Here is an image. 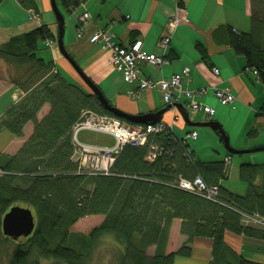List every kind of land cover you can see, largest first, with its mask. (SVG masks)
<instances>
[{
    "label": "trees",
    "instance_id": "obj_1",
    "mask_svg": "<svg viewBox=\"0 0 264 264\" xmlns=\"http://www.w3.org/2000/svg\"><path fill=\"white\" fill-rule=\"evenodd\" d=\"M17 1L28 9V17L30 11L35 13L33 0ZM248 1L249 30L219 24L210 39L218 48L226 46L242 56L244 71L252 72L264 89V0ZM62 4L69 11L80 5L77 0H62ZM177 7L183 6L178 3ZM77 25L80 36L83 25ZM56 38L43 24L0 44V60L5 63L1 71L24 93L0 116V219L19 204L31 209L35 219L31 235L16 241L3 238L15 244L8 263L91 264L96 243L111 234L118 248L115 264H173L175 256H191L190 243L196 237L212 240L208 264H263L231 250L224 234L228 231L264 241V226L246 221L251 217L264 222V162L238 165V177L247 182V191L243 196L230 193L220 186L229 169L226 161L197 158L186 139L175 137L167 127L147 134L140 145H124L115 156L111 174L78 173V164L71 159V127L84 110L114 115L99 104L89 88L81 89L65 79L53 60L37 56L40 42L50 47L47 43L52 45ZM195 48L200 60L209 64L207 46L196 42ZM164 57L169 61L167 54ZM46 104L47 114L38 119ZM256 116L264 119V99ZM27 122L33 124L30 135L14 154L5 153L12 140L24 136ZM152 144L159 152L148 161ZM195 177L207 187L217 188L214 200L178 187L180 178L189 181ZM94 215L103 220L91 231L71 230L78 220ZM174 219L180 221L179 234L186 240L177 251L167 254ZM151 246L154 249L148 255Z\"/></svg>",
    "mask_w": 264,
    "mask_h": 264
},
{
    "label": "crops",
    "instance_id": "obj_2",
    "mask_svg": "<svg viewBox=\"0 0 264 264\" xmlns=\"http://www.w3.org/2000/svg\"><path fill=\"white\" fill-rule=\"evenodd\" d=\"M8 1L13 5V7L15 6L18 8L17 13H20V18L22 11L24 14L27 13V17L26 15L25 17L22 16L24 17L22 20L23 24L20 26L16 24L17 26L13 27V32L8 33V36L5 37L7 38L6 40L5 38L1 39L0 44L9 40L11 36L22 34L23 32H27L32 30V28L46 23H42L43 16H41L38 6H36L37 3L35 0H33L35 6L34 9L36 16L38 17L32 18V20L28 17V9H25L22 6L20 7L17 0H4L0 4V8L3 7ZM41 1H43L42 6H44V9H47V5L44 4L45 0ZM77 1L80 4L77 7L80 12L77 13L76 17H71L69 20V26H71L70 29L74 27L75 35L68 37L67 41L65 42L68 53L74 58L76 63H79L78 65L81 68L83 67V71L85 69H89L91 74L93 73V75L101 81L102 87L105 86L104 88L106 89L105 92H103L104 97L116 108L120 110L122 109L129 114H143L157 112L158 110L164 109V107L168 104L163 102L156 87L142 89L135 97H130L127 94L128 91L137 88V84L126 83L121 74H119V72H117L113 66L112 67L115 70L113 74L108 73V59L110 58L109 49L105 50L101 42H90L92 34L97 29H103L112 34L113 40L116 44L128 47L130 43L136 40H141L148 54L152 53L158 56H165L166 54L168 55V63L163 64L161 68H157L153 64L150 65L148 63H142L138 73L140 78H148L154 81L169 79L173 76V74H180L185 67H188L190 70V75L189 77L183 78L181 82L183 89L195 90L198 88H207L206 93L212 91L213 88L216 87L228 90L235 96V107L232 108L234 110L233 114L235 115L232 119L229 118L227 121L226 119H222L220 117H218L216 120H213V118H207L209 116L205 115L201 111H197V115H199V117L193 120L190 118L188 107L185 105L186 100L182 99L178 104H181L184 107V110L187 111L189 119L196 123L216 121L222 125V128L226 125H231L232 128L235 125L242 124L240 133L246 135L245 138H238V136H240L239 133L238 135L232 137L230 135V131L224 127V132L229 138V145L237 150H251L264 147V119H259L256 116V111L260 106L261 101L264 99L263 86L255 79V76L252 72L244 71L245 60L242 56L235 54L233 50L226 46L218 48L210 39V33L212 29H214V27L219 24L226 23L233 29L242 32L247 31V25H240L242 23L241 21H238L236 16L237 13L243 8L244 14L248 17L250 8L248 0ZM178 3H181L183 7H177ZM236 4L238 6L240 5L241 8L238 9ZM194 5L195 8H193ZM196 9L198 12H195ZM219 10L222 13V17H216L215 21L203 16V14L207 15L206 11H208L209 14L213 16L216 14V12L218 13ZM5 11H7V7ZM85 11L89 14V18L85 21V23L82 24L83 26L81 35L77 36V17ZM234 13L235 15H233ZM6 20L10 22V18H7ZM171 20L175 21V25L173 27ZM1 22L4 24V21L1 20ZM48 26L53 32V26L49 24ZM2 28L3 27L0 26V31L4 30ZM164 35H170L168 41L169 44L166 48L160 50L159 46L157 45H159L158 42ZM196 42H202L207 46V50L209 51V59L207 61L209 64L200 60L199 53L195 48ZM37 56L45 60L51 59L53 60L54 64L59 62L63 68L68 69V71L69 68H71L67 60L63 62L61 58L58 57L57 51L54 48H51L50 59L46 58L45 55L43 56L42 54L38 53ZM67 65L69 68H67ZM212 68H217L220 72L219 75H214L211 70ZM1 74L4 73L2 72ZM5 77V74L4 76L0 77V116L8 107L13 105L14 102L24 95V93L17 86L13 85L11 82H5ZM112 77L113 79H111ZM252 77H254V79H252ZM258 87L260 88V91ZM255 90H258V92H255ZM104 93H107L108 96L106 97ZM206 93L202 96L196 97V100L204 106L208 105L204 100ZM14 94H18V98L13 99L12 96ZM158 99L160 100L158 101ZM140 100H143L141 106H139L137 103ZM48 109L49 105H44L38 113V119L46 115ZM215 113L216 111L214 110L213 116ZM161 117L162 118L160 119V122L166 124L168 128L172 130L175 137L186 139L189 148V139L192 141L197 140L198 133L194 127L185 124L183 118L180 116V111L176 106L169 107L166 111H164ZM175 123L179 128L186 127L184 136H177L175 134L174 129L172 128ZM32 128L33 124L27 122L23 128L24 136L12 140L7 145L5 153L7 152L9 154H14L30 135ZM191 131L196 132V139H191L187 136ZM18 139L20 142L14 146V142ZM190 149L192 150V148ZM192 151L197 157L195 151ZM248 153L249 154H238L237 157L239 159H237L235 163H233V156L236 155L231 154L229 156L227 155L226 150L222 157L209 159H224L226 161L229 169L226 177L221 180L220 186H222L224 189H227L230 193L239 196H243V194L246 193L247 182L243 179L241 180L238 177V165H241V163L260 164L264 162V149L260 151L252 150ZM242 155L250 156L243 158ZM230 167L233 168L231 173ZM180 224V221L177 219H174L171 222L170 231L168 234L169 238L166 244L167 254L177 251L182 246L181 244L186 240L184 235L179 234ZM224 240L231 250L240 254L243 258L264 264L263 240L232 234L228 231H225ZM212 244V240L209 238H194L190 243L191 256H175L173 259V264H208L211 260L210 252ZM149 248H151V251L153 252L154 247L151 246Z\"/></svg>",
    "mask_w": 264,
    "mask_h": 264
},
{
    "label": "built area",
    "instance_id": "obj_3",
    "mask_svg": "<svg viewBox=\"0 0 264 264\" xmlns=\"http://www.w3.org/2000/svg\"><path fill=\"white\" fill-rule=\"evenodd\" d=\"M29 15L34 18L37 17L34 11H30ZM88 18L89 14L86 11L82 12L78 17V23L83 24ZM171 21L173 27L175 21ZM90 41L93 43L101 42L105 50L109 49L111 56L109 63L121 74L126 83L137 84V88L127 92L130 97L137 96L142 89L156 87L163 102L166 104L172 106L175 103H180L184 99L186 100L185 105L188 107L189 112L201 111L209 117L213 116V108L208 105L204 106L196 100V97L206 93L207 88H198L195 90L183 89L181 82L184 77H189L190 75L188 67H185L180 74H173L169 79L154 81L148 78H140L138 73L142 63L153 64L155 67L161 68L163 64H167L168 60L164 55L148 54L141 40L130 43L128 47L117 45L113 41L112 34L102 29H97L92 34ZM168 41L169 35H164L158 42L159 46L166 48L169 44ZM47 44L51 45L49 43ZM212 72L214 75H219L220 73L217 68H212ZM212 92L223 104L230 105L232 108L235 107V97L228 90L216 87L213 88ZM167 127L166 124L160 121L143 126H130L117 117H109L103 114L99 115L92 110H84L79 116V120L70 129V143H72L73 147L71 159L78 164L77 171L80 174L108 175L111 174L110 169L113 166L115 156L124 145H140L144 142L147 134L163 132ZM80 131H92L100 135L102 134L111 142L98 143L94 141H83L80 138ZM187 136L191 139L197 138L195 131H191ZM158 149L157 145H150V151L146 159L153 161L159 152ZM178 187L185 191L202 195L209 200H214L218 194L216 187H207L200 177H195L189 181L180 178ZM246 221L264 226V222L257 218L246 217Z\"/></svg>",
    "mask_w": 264,
    "mask_h": 264
},
{
    "label": "rangeland",
    "instance_id": "obj_4",
    "mask_svg": "<svg viewBox=\"0 0 264 264\" xmlns=\"http://www.w3.org/2000/svg\"><path fill=\"white\" fill-rule=\"evenodd\" d=\"M35 1L37 3L36 6H38V9H39L41 16H43L42 23L46 22L47 25L48 24L52 25L53 26V32L57 33L56 17L54 16V13L51 10L50 0L44 1L45 2L44 4L47 5V7H46L47 9H44V6H42L43 1H41V0H35ZM8 2L5 3V5L3 7L0 8V22H1V20L4 21L3 22L4 24H2V22L0 24V26L3 27L2 29H4V30L0 31V40L7 37L9 32H13L12 31V30H14L13 27H15L17 25L20 26L21 24H23L22 20L24 19L25 15L27 14V13L24 14L22 11L21 12L22 13L21 18H20L19 17L20 13H17L18 8H16L15 6H14L15 7L14 8L13 5L10 4V2L8 4ZM55 3L58 6L59 11L61 12V14L64 17L63 26H64L65 33H63V36L65 37V41H64V37H63V45H64V47H66V50H67V46L65 44V42L67 41V38L71 37V35L72 36L75 35L74 27L72 29H70L71 26H69V20L71 17H73V18H74V16L76 17L77 13H79L80 11L78 8H76L74 10V12H70L65 7V5L62 4V0H55ZM5 6L7 7V11H5L6 10ZM237 7H238V9L241 8L240 5L239 6L237 5ZM193 8H195V5L193 6ZM217 10H218V8H217ZM195 12H198L197 9ZM206 12H207V15L203 14V16H205V17H207L213 21L216 20V17H222V13L220 10L218 13L216 12V14L213 16L210 15L208 11H206ZM233 15H235V13ZM22 16H24V17H22ZM26 17H27V15H26ZM7 18H10V22L8 20H6ZM32 18H34V17H32ZM32 18L29 17V19H31V20H32ZM236 18L238 19V21H241L242 24H240V25H244V26L247 25L246 30H249V17H247V15L244 14L243 8H242V10H240L237 13ZM35 20H37V19H35ZM211 24H209V25H211ZM6 39L7 38H5V40ZM56 40L57 39H55L53 41V44L50 45V47H47L44 43L40 42L38 44V48L40 50L37 53L42 54L43 56L45 55L46 58L50 59L51 48H54L57 51L58 57L61 58V60L64 62L65 59L59 53V49L57 48ZM157 46H159V45H157ZM159 49L162 50L163 47L159 46ZM110 58H111V56H110ZM110 58L108 59V61L110 60ZM0 63H1L0 64V72L2 73L1 70L3 67H5V63L3 61H0ZM108 65H109L108 66V73L113 74V72L115 71L114 68L112 67V65L110 63ZM56 67H57V69H59L60 73L64 76L65 79H68L72 84H75L77 87L79 86L81 89L87 90L88 87L85 85L83 80H81L79 75L76 74L73 71V69L69 68L68 65H67V68H69V71H68V69H64L63 66L59 62H57ZM84 72L86 73L87 76H89L95 82V84L97 85L98 88H100V87L102 88V89L100 88L102 90V92H105V90H106L104 88L105 86L102 87L101 81L98 80V78L96 76H94L93 73L91 74V71L89 69H85ZM2 76H4V74L0 75V77H2ZM111 79H113V77ZM252 79H254V77H252ZM4 80H5V82L10 83L8 81L7 77H5ZM112 82H113V80H112ZM258 89L260 91L259 87H258ZM255 92H258V90H255ZM104 94L106 97L108 96L107 93H104ZM17 95L18 94H14L12 96V98L13 99L18 98ZM159 100L160 99H158V101ZM204 100H205V102H207V104L210 107H212L216 111L214 116L207 117V118H213V120H216V119H218V117H220L222 119H226V121H227L229 118L232 119L234 117L235 114H233L234 110L232 109V107L230 105L227 106L226 104H223L222 102H220L218 100V98H216L214 96L212 91H209L206 93ZM142 102H143V100H140L137 103L139 106H141ZM197 113H198L197 111L196 112H189L190 118L193 120L197 119L199 117V115H197ZM252 115H253V113H252ZM207 120H211V119H207ZM224 127L226 129H228V131H230V135L232 137L238 135V133L240 135V136H238V138H240V137L245 138L246 137V135H244L243 133H240V130L242 128V124L235 125L232 128H231V125L230 126L226 125ZM224 127H223V129H224ZM172 128L174 129V132L177 136H184L186 127L185 128H179V127H177V125L175 123V125H173ZM194 129L198 133V136H197L198 138L196 141H192L189 139V146H190V148H192V150L195 151L197 157L208 161L209 159L220 158L223 156V154H225V147H223V143L220 140V136H218L215 133V131H213L209 126L208 127L197 126V127H194ZM224 131H225V129H224ZM80 132H81L80 138L86 142H91V141L98 142V143H102V142L110 143L111 142L107 137L103 136L102 134L100 135V134L94 133L92 131H90V132L89 131H80ZM19 142H20V140L18 139L14 142L13 145L16 146ZM241 154H249V153H241ZM233 155H235V154H233ZM242 156H243V158H247V156H250V155H242ZM233 157H234L233 163H235V161L239 158L237 157V155L233 156ZM232 169L233 168L230 167V173H231ZM102 220H103V217L99 216V215L85 216L83 219H80L76 223H74L73 226L71 227V230L73 232L76 231V232H80V233H84V232L87 233V232L91 231L92 229H94L95 226L99 225L102 222ZM4 237L5 236L3 235V233L1 232V229H0V264H9L8 263V259L10 256L9 252L15 246V244H14V242H11V241L9 243L3 241ZM12 241H14V240H12ZM151 253H152L151 248H149L147 250V254L149 255ZM117 254H118V248H117L116 242L114 241V237H112L111 234H106L104 237H102V239L100 241H98L96 243V246L94 247V251H93L92 256H91V264H115V260L117 259L116 258ZM40 262H41L40 264H50V262L47 260H40Z\"/></svg>",
    "mask_w": 264,
    "mask_h": 264
},
{
    "label": "water",
    "instance_id": "obj_5",
    "mask_svg": "<svg viewBox=\"0 0 264 264\" xmlns=\"http://www.w3.org/2000/svg\"><path fill=\"white\" fill-rule=\"evenodd\" d=\"M51 10L56 17L57 22V33H56V44L57 48L59 49L60 55L67 60L70 66L74 69L76 74L83 80L85 85L91 90L92 94L96 97L99 104H101L105 109H107L110 113L112 112L113 115L117 118L126 119L130 123H135L139 125L149 124L159 121L162 117L161 115L166 111L169 107L176 106L180 111V116L183 118L185 124L192 127L197 126H206L210 127L213 131L217 133L218 136L222 137L223 147L227 153L230 154H241V153H248L252 150L260 151L264 149L262 148H255L251 150H237L229 145V138L226 136L222 125L216 121H207V122H193L189 119L187 111L184 110V107L181 104L175 103L174 105H166L164 109L158 110L154 113H143V114H129L124 110H120L116 108L113 104L109 103V101L104 97L103 92L97 85L93 82V80L86 76L83 69L76 63L73 57L68 53L66 47L63 45V33H64V17L58 9V6L55 3V0H50ZM6 212L0 219V229L3 235L11 240H18L20 237H27L31 235L33 229L35 227V219L31 209L28 207H24L22 205H13Z\"/></svg>",
    "mask_w": 264,
    "mask_h": 264
},
{
    "label": "bare ground",
    "instance_id": "obj_6",
    "mask_svg": "<svg viewBox=\"0 0 264 264\" xmlns=\"http://www.w3.org/2000/svg\"><path fill=\"white\" fill-rule=\"evenodd\" d=\"M235 97V96H234ZM179 181V180H178Z\"/></svg>",
    "mask_w": 264,
    "mask_h": 264
}]
</instances>
